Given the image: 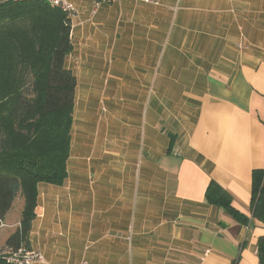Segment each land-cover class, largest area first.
Masks as SVG:
<instances>
[{
	"label": "crops",
	"instance_id": "obj_1",
	"mask_svg": "<svg viewBox=\"0 0 264 264\" xmlns=\"http://www.w3.org/2000/svg\"><path fill=\"white\" fill-rule=\"evenodd\" d=\"M59 1L78 11L65 64L77 87L68 177L38 185L36 264H260L264 223L242 225L206 193L216 182L252 217L264 0ZM24 206L0 222V250Z\"/></svg>",
	"mask_w": 264,
	"mask_h": 264
},
{
	"label": "trees",
	"instance_id": "obj_2",
	"mask_svg": "<svg viewBox=\"0 0 264 264\" xmlns=\"http://www.w3.org/2000/svg\"><path fill=\"white\" fill-rule=\"evenodd\" d=\"M71 19L43 0H0V222L16 199L25 206L19 229L0 250V264L21 247L30 249L38 185L62 186L71 152L77 79L65 66L73 51ZM252 217L233 206L216 182L207 202L242 225L264 223V171L252 177ZM264 264V236L258 242Z\"/></svg>",
	"mask_w": 264,
	"mask_h": 264
},
{
	"label": "built area",
	"instance_id": "obj_3",
	"mask_svg": "<svg viewBox=\"0 0 264 264\" xmlns=\"http://www.w3.org/2000/svg\"><path fill=\"white\" fill-rule=\"evenodd\" d=\"M124 0H94L95 8H99L102 5H111L120 3ZM140 1L146 4L151 5H159V2L157 0H136ZM53 7H56L60 10H62L64 13L67 14V16L72 19L75 17L78 13L77 8L75 5L69 3L68 1H53L51 3ZM8 261L11 264H36V263H47L46 258L44 254L40 251H35L32 249H27L25 247H21L18 251L13 252L9 258ZM80 264H87L86 261L81 262Z\"/></svg>",
	"mask_w": 264,
	"mask_h": 264
},
{
	"label": "rangeland",
	"instance_id": "obj_4",
	"mask_svg": "<svg viewBox=\"0 0 264 264\" xmlns=\"http://www.w3.org/2000/svg\"><path fill=\"white\" fill-rule=\"evenodd\" d=\"M19 205V204H18Z\"/></svg>",
	"mask_w": 264,
	"mask_h": 264
}]
</instances>
